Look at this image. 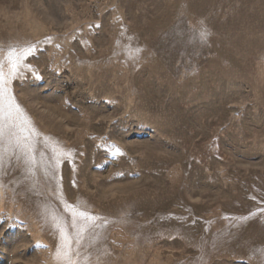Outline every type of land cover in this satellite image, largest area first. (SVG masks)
Returning <instances> with one entry per match:
<instances>
[{
	"label": "rangeland",
	"instance_id": "374dc122",
	"mask_svg": "<svg viewBox=\"0 0 264 264\" xmlns=\"http://www.w3.org/2000/svg\"><path fill=\"white\" fill-rule=\"evenodd\" d=\"M0 58V264H264V0H0Z\"/></svg>",
	"mask_w": 264,
	"mask_h": 264
},
{
	"label": "snow or ice",
	"instance_id": "6c2138e0",
	"mask_svg": "<svg viewBox=\"0 0 264 264\" xmlns=\"http://www.w3.org/2000/svg\"><path fill=\"white\" fill-rule=\"evenodd\" d=\"M30 54V49L26 50ZM14 50L9 51V55L7 57L8 64H9V73L8 76L14 75L19 68L21 57L19 55L13 56ZM4 66V59L0 58V96L4 94L6 91V85H7V78L5 76V73L3 71ZM80 215H85L84 213H81Z\"/></svg>",
	"mask_w": 264,
	"mask_h": 264
}]
</instances>
